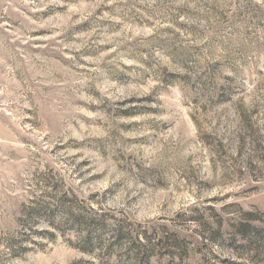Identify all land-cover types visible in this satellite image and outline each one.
<instances>
[{"label":"rangeland","instance_id":"rangeland-1","mask_svg":"<svg viewBox=\"0 0 264 264\" xmlns=\"http://www.w3.org/2000/svg\"><path fill=\"white\" fill-rule=\"evenodd\" d=\"M0 264H264V0H0Z\"/></svg>","mask_w":264,"mask_h":264},{"label":"trees","instance_id":"trees-1","mask_svg":"<svg viewBox=\"0 0 264 264\" xmlns=\"http://www.w3.org/2000/svg\"><path fill=\"white\" fill-rule=\"evenodd\" d=\"M34 211H36V210H34ZM40 211V210H39ZM64 214H69V215H72L71 214V211H70V209H67L66 208V210H65V213ZM249 230V228L247 227V226H243L242 227V229H240V231L241 232H243V235H246V232ZM85 242H86V248H84V251H86V252H91V250H90V248H89V245H91V239H90V237H87L86 239H85Z\"/></svg>","mask_w":264,"mask_h":264}]
</instances>
